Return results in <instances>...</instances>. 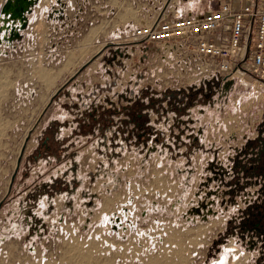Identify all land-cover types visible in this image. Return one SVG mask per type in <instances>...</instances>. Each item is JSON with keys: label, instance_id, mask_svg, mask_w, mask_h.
Masks as SVG:
<instances>
[{"label": "rangeland", "instance_id": "obj_1", "mask_svg": "<svg viewBox=\"0 0 264 264\" xmlns=\"http://www.w3.org/2000/svg\"><path fill=\"white\" fill-rule=\"evenodd\" d=\"M187 1L42 0L12 41L0 19V264H255L237 237L213 244L223 239L224 216L192 224L153 212L151 200L168 205L176 198L180 159L146 152L121 132L116 142L108 133L77 143L81 179L70 205L65 195L50 206L30 196L34 184L63 167L28 161L50 119L70 123L86 107L121 110L139 98L206 83L195 64H186L180 46L133 38L135 28L186 8ZM247 83L233 81L223 106L204 115L192 110L201 117L194 126L206 127V143L224 144L222 159L234 150L225 140L242 142L264 119V87ZM168 117L151 114L148 124L172 136L179 130ZM195 157L201 168L211 159L201 152ZM99 168L106 175L91 181L87 173ZM110 172L122 181L108 185ZM122 207L132 231L124 220V231L111 229L108 217Z\"/></svg>", "mask_w": 264, "mask_h": 264}, {"label": "flooded vegetation", "instance_id": "obj_2", "mask_svg": "<svg viewBox=\"0 0 264 264\" xmlns=\"http://www.w3.org/2000/svg\"><path fill=\"white\" fill-rule=\"evenodd\" d=\"M228 81L215 76L202 86L163 91L159 96L143 102L139 98L123 106L121 110L86 107L75 113L74 121L70 123L50 119L36 141L28 161L35 164L42 160L48 165L63 167L56 169L49 179L34 184L30 196L33 200L45 199L50 206L55 197L65 195L64 203L70 205V199L76 193L81 179L78 177L79 154L75 150L77 143L81 139H90V142L103 140L108 133L112 134L111 140L116 142L118 124H122V135L128 143L132 141L133 145L146 152L158 150L180 159L176 198L168 205L156 200L158 204L152 207L151 202H148L147 205L153 212H158L159 215L175 214L192 224L208 223L211 218L224 216L223 239H217L213 244H221L226 236L237 237L254 253V263L264 264V119L256 128L255 134L245 137L242 142L239 143L235 136L225 140V144L229 146L234 142V150L229 149L226 158L222 159L220 157L225 151L224 144H207L204 136L206 127L200 129L194 126L200 122L201 117L192 116L193 109L204 115L214 107L223 106L228 101L229 94L234 91V86L227 84ZM136 102L140 104L137 118L144 123L145 131L144 136L137 137L132 117ZM119 113H122L121 116ZM151 114L160 119L170 114L171 117L165 121H173L172 125L179 132L168 137L162 131L158 134L148 124ZM66 129L67 133L64 132ZM200 152L205 157L211 156V159L202 164V168L195 157ZM99 173L106 175L107 172L99 168L94 172L89 171L87 176L95 181ZM110 176L108 185H115L116 173L110 172ZM84 195L91 199L97 197L92 193ZM144 214L145 211H142L141 216L144 217ZM117 215L122 222L123 218L120 214Z\"/></svg>", "mask_w": 264, "mask_h": 264}, {"label": "built area", "instance_id": "obj_3", "mask_svg": "<svg viewBox=\"0 0 264 264\" xmlns=\"http://www.w3.org/2000/svg\"><path fill=\"white\" fill-rule=\"evenodd\" d=\"M134 40L180 46L208 80H225L264 87V0L219 3L202 16L173 11L133 30Z\"/></svg>", "mask_w": 264, "mask_h": 264}, {"label": "water", "instance_id": "obj_4", "mask_svg": "<svg viewBox=\"0 0 264 264\" xmlns=\"http://www.w3.org/2000/svg\"><path fill=\"white\" fill-rule=\"evenodd\" d=\"M35 0H5L0 8V19L2 22L1 29L6 30L9 32V37L7 38L8 41L18 40L21 35L20 31L26 28L27 25V18L26 15L30 13L31 7L33 6ZM205 81V80H203ZM201 81V83H203ZM207 82V81H205ZM227 84L232 85L233 81L229 80ZM248 83L245 82L243 86H247ZM243 88L242 86H240ZM244 89V88H243ZM13 179V176L12 178ZM122 181L121 178L115 179V182ZM157 198V196H156ZM131 203V200L129 201ZM158 204L156 200H151L152 207ZM120 216L123 218L125 223L129 226L130 231L134 229V224L128 220V210L125 207H122L121 210L118 212ZM108 217L109 222L111 224V229L113 231H117L118 227H123L120 217L117 214L113 215V218ZM125 228H122L124 231Z\"/></svg>", "mask_w": 264, "mask_h": 264}, {"label": "crops", "instance_id": "obj_5", "mask_svg": "<svg viewBox=\"0 0 264 264\" xmlns=\"http://www.w3.org/2000/svg\"><path fill=\"white\" fill-rule=\"evenodd\" d=\"M41 1L42 0H35L33 6L31 7L30 13H33V11L40 6ZM227 1H231L234 6L239 5V0H188L185 6L186 8L181 10L175 9L174 11H177L183 16L191 15L198 17L206 14L208 11L214 10L219 3ZM5 32L7 31L5 30Z\"/></svg>", "mask_w": 264, "mask_h": 264}, {"label": "trees", "instance_id": "obj_6", "mask_svg": "<svg viewBox=\"0 0 264 264\" xmlns=\"http://www.w3.org/2000/svg\"><path fill=\"white\" fill-rule=\"evenodd\" d=\"M136 105H134L133 108V113H132V117L134 118V127L136 129L135 131V136L137 137L138 135H142L144 136L145 131H144V123H142V120H140L139 118H137V113L140 110V104L139 102L135 103ZM122 113H119V115H121ZM119 132L123 133L124 132V125L120 124V128H119Z\"/></svg>", "mask_w": 264, "mask_h": 264}]
</instances>
